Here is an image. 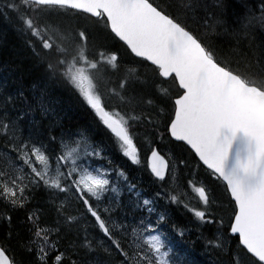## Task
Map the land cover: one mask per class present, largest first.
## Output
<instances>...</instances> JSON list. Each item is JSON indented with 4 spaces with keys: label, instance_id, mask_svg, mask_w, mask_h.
Here are the masks:
<instances>
[{
    "label": "snow or ice",
    "instance_id": "6c2138e0",
    "mask_svg": "<svg viewBox=\"0 0 264 264\" xmlns=\"http://www.w3.org/2000/svg\"><path fill=\"white\" fill-rule=\"evenodd\" d=\"M242 6L229 24L227 0H0L43 69L0 84V264H183L166 205L190 214L217 264H264V0ZM54 85L131 165L144 130L154 191L65 127ZM172 229L181 241L192 231Z\"/></svg>",
    "mask_w": 264,
    "mask_h": 264
},
{
    "label": "trees",
    "instance_id": "16d2710c",
    "mask_svg": "<svg viewBox=\"0 0 264 264\" xmlns=\"http://www.w3.org/2000/svg\"><path fill=\"white\" fill-rule=\"evenodd\" d=\"M210 1L212 0H207V4L209 10H212V6L209 4ZM256 1L258 3V0ZM238 7L236 3L227 0L225 15L229 24L235 21L236 16L242 14L243 11ZM235 8L237 13L232 14ZM12 22L16 23L14 18L5 19L0 16V25L8 30L12 27L13 31L16 25L12 24ZM72 23L74 25L76 23L84 24L85 21L82 20L79 22L73 19ZM1 26L0 29L2 28ZM14 33V35H10V33L4 34V30H0V84L5 85L9 91L15 89L16 83L20 79H23L25 85H29L43 75V69L38 66L36 58L25 42L26 37L23 34ZM258 34L261 36V33H255L256 40L254 39V42L256 44L261 43L260 38L262 36L260 37ZM249 39L251 40L253 38L249 37ZM231 40L232 38L230 36L221 35L217 42L226 47ZM109 43L111 44V41H109ZM115 48L118 50L119 44H116ZM124 58L127 59V55H125ZM52 91L53 96L59 101V109L62 110L64 114V124L67 129L72 131H80V129L85 130L88 134H91V136L93 135L97 141H101L107 144V146L113 145V147L116 148L110 134L98 123L91 110L81 103L69 88L63 85H54ZM139 135L141 140L138 141V147L142 145L143 148H145V146L151 142V138L144 135V130H141ZM116 157L117 160H120L119 155H116ZM142 166L144 167V164H142ZM144 168L142 175L144 174L151 179L146 167ZM217 197L221 200L224 199L222 189L219 187L217 188ZM168 210L173 224L176 226H186L187 228L192 227V218L183 208L170 205ZM23 219V212L14 215L13 227L22 231L23 229L20 226ZM7 230L8 226L0 221V239H3ZM163 231L168 234L166 224L163 226ZM213 231V226H207L204 229V234L208 235ZM170 236L172 238L174 250L177 253L176 258L178 261H182L183 264H217V261L220 259L215 251L205 246V243L198 237L195 228L191 232V235L185 236L183 241H181L179 237L173 236V234H170Z\"/></svg>",
    "mask_w": 264,
    "mask_h": 264
},
{
    "label": "rangeland",
    "instance_id": "374dc122",
    "mask_svg": "<svg viewBox=\"0 0 264 264\" xmlns=\"http://www.w3.org/2000/svg\"><path fill=\"white\" fill-rule=\"evenodd\" d=\"M213 3H214V0H212V1H210L209 2V4H211V6L213 5ZM238 8H240V7H238ZM234 12L235 13H237V11H236V9H234ZM233 12V13H234ZM232 13V14H233ZM71 23V22H70ZM1 26V25H0ZM2 28V30H4V34H6V33H10V35H14L15 33L12 31V27L10 28V30H8L7 28H4V26H1ZM0 29V30H1ZM224 36V35H223ZM258 36H260V34H258ZM261 37V36H260ZM254 39L256 40V36L254 37ZM262 41H264V33H263V36L260 38V42H262ZM98 163H100V162H98Z\"/></svg>",
    "mask_w": 264,
    "mask_h": 264
},
{
    "label": "bare ground",
    "instance_id": "6f19581e",
    "mask_svg": "<svg viewBox=\"0 0 264 264\" xmlns=\"http://www.w3.org/2000/svg\"><path fill=\"white\" fill-rule=\"evenodd\" d=\"M256 2H257V1H256ZM228 4H229V3H228ZM231 4H232V3H231ZM235 9H236V8H235ZM234 13H235V12H234ZM234 13H233V14H234ZM242 13H243V12H242ZM236 15H237V14H236ZM234 17H235V15H234ZM234 17H233V18H234ZM236 17H237V16H236ZM234 19H235V18H234ZM220 37H221V36H220Z\"/></svg>",
    "mask_w": 264,
    "mask_h": 264
}]
</instances>
